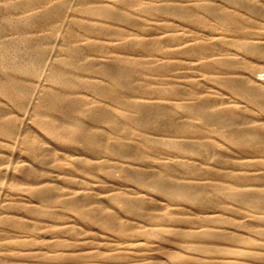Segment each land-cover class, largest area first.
Returning <instances> with one entry per match:
<instances>
[{
	"label": "rangeland",
	"instance_id": "374dc122",
	"mask_svg": "<svg viewBox=\"0 0 264 264\" xmlns=\"http://www.w3.org/2000/svg\"><path fill=\"white\" fill-rule=\"evenodd\" d=\"M7 83L0 264H264V0H0Z\"/></svg>",
	"mask_w": 264,
	"mask_h": 264
},
{
	"label": "bare ground",
	"instance_id": "6f19581e",
	"mask_svg": "<svg viewBox=\"0 0 264 264\" xmlns=\"http://www.w3.org/2000/svg\"><path fill=\"white\" fill-rule=\"evenodd\" d=\"M224 63H225V61H224ZM55 75V74H54ZM54 80H56L57 82H60V83H64L65 82V78L62 76V75H55L54 77ZM13 86H15V87H17L16 85H13V84H9V83H7L6 85H2V84H0V92L1 93H3L5 96H8L9 98H14V96H15V93L13 92L14 90V87ZM57 99H58V97H57ZM64 101H67V99H63ZM52 123H50V125H51ZM1 127H2V124L0 123V130H1ZM19 135V134H18ZM38 153V152H37ZM5 179V178H4ZM37 182V181H36ZM39 183H41V182H39ZM6 192V191H5ZM45 196V195H44ZM233 197L234 196H238V194L236 193H234L233 195H232ZM232 197V198H233ZM234 198H236V197H234ZM237 199V198H236ZM233 201H234V199H233ZM78 207V206H77ZM86 213H84V215H85ZM121 244V243H120ZM240 254V253H239Z\"/></svg>",
	"mask_w": 264,
	"mask_h": 264
}]
</instances>
